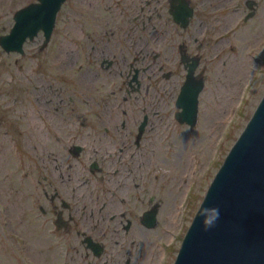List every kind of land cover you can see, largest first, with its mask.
<instances>
[{
	"label": "flooded vegetation",
	"instance_id": "af4514ba",
	"mask_svg": "<svg viewBox=\"0 0 264 264\" xmlns=\"http://www.w3.org/2000/svg\"><path fill=\"white\" fill-rule=\"evenodd\" d=\"M69 1L78 27L59 29ZM263 6L65 0L49 37L39 31L24 43L40 36L46 63L36 100L38 154L25 172L28 224L39 221L76 264H139L145 234L159 228L171 196L160 183L171 133L198 122L177 118L182 87L188 79L193 88L203 84L199 100L208 65L222 62L223 36L237 35Z\"/></svg>",
	"mask_w": 264,
	"mask_h": 264
},
{
	"label": "rangeland",
	"instance_id": "374dc122",
	"mask_svg": "<svg viewBox=\"0 0 264 264\" xmlns=\"http://www.w3.org/2000/svg\"><path fill=\"white\" fill-rule=\"evenodd\" d=\"M33 2L0 0V36L10 31L15 12ZM67 7L58 17L59 29L78 27L72 2ZM240 29L235 36H223L222 62L208 65L196 126L171 133L168 165L160 180L161 192L171 196L156 233L145 234L139 264H150L152 256L155 264L173 263L211 179L264 93V6ZM39 43L40 36L27 42L23 54L0 47V264H76L73 252L68 255L65 245L47 237L34 218L28 224L26 216L25 172L34 166V151L38 154L41 106L36 100L46 68L37 52ZM54 61L65 63L61 57ZM50 67L49 72L55 71Z\"/></svg>",
	"mask_w": 264,
	"mask_h": 264
},
{
	"label": "water",
	"instance_id": "95a60500",
	"mask_svg": "<svg viewBox=\"0 0 264 264\" xmlns=\"http://www.w3.org/2000/svg\"><path fill=\"white\" fill-rule=\"evenodd\" d=\"M64 2L36 0L17 10L0 36L2 50L22 54L39 31L48 38ZM202 89L189 79L182 87L181 123L195 126ZM172 264H264V93L211 179Z\"/></svg>",
	"mask_w": 264,
	"mask_h": 264
}]
</instances>
